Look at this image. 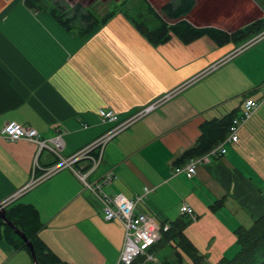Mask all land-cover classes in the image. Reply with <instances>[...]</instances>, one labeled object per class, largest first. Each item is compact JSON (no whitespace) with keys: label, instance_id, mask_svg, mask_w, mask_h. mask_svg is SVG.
<instances>
[{"label":"crops","instance_id":"crops-1","mask_svg":"<svg viewBox=\"0 0 264 264\" xmlns=\"http://www.w3.org/2000/svg\"><path fill=\"white\" fill-rule=\"evenodd\" d=\"M214 7L222 24H204ZM263 18L264 0H197L186 20L231 34ZM261 43L264 38L246 48L219 47L205 36L187 45L172 34L169 42L153 46L120 16L80 37L24 0H0V202L28 187L36 160L49 168L108 131L111 125L99 110L124 119L172 93L106 145L103 163L89 181L111 171L116 180L104 188L110 196L134 199L153 189L137 211L160 224L192 221L181 213L188 204L197 218L185 229L186 238L211 264L233 257L235 231L250 228L264 214V102L241 126L239 142L227 143L221 157H208L193 178L175 174V162L196 145L206 121L230 113L240 118L246 99H262L264 73L258 70L264 71V50L244 53ZM10 122L36 129L41 140L61 136V157L49 149L40 152L27 139L1 137ZM78 167L29 188L13 206L38 212L37 238L62 264H118L124 228L104 219L103 205L79 178ZM218 201L224 205L213 211ZM167 245L174 255L171 242L151 248L155 264H161L158 252ZM0 264L34 261L30 251L2 238Z\"/></svg>","mask_w":264,"mask_h":264},{"label":"trees","instance_id":"trees-1","mask_svg":"<svg viewBox=\"0 0 264 264\" xmlns=\"http://www.w3.org/2000/svg\"><path fill=\"white\" fill-rule=\"evenodd\" d=\"M24 2L31 9L48 13L67 32H76L80 37H86L94 33L98 28L106 25L111 18L118 14L112 11L105 19L99 20L90 10H85L81 5H76L69 12L67 11L69 8H65V5L59 2L53 5H50L49 0H24ZM196 5L197 0H173L169 4L164 5L161 11L169 19L176 21L174 25H169L162 20L152 8H149V10L151 14L155 15L156 21H148V17L143 20L141 19L143 15H140L138 19L129 18L128 20L153 46H159L169 42L173 34L187 45L202 37L208 36L217 46L223 47L230 43H246L250 38L259 35L262 31L264 32V18L232 34L216 28H196L186 20ZM157 21L158 24H156ZM235 118H237L236 113H230L221 118L206 121L201 126V136L198 142L176 160V167H182L184 163H188L192 159L207 155L215 147L223 143L229 135ZM13 205L14 203L6 209L7 220L21 230L33 243L38 264H62L57 257L47 251L45 246L37 238V234L42 226L38 212L32 206ZM223 205V201H218L212 206V210L217 211ZM191 222L186 218L170 224V229L163 234L162 240L158 245L162 246L164 243L175 242L173 246L177 250L174 254L176 258L172 259V261L167 258L161 264H184L185 257L190 259L191 264H211L198 253L196 247L184 234L185 229ZM235 235L238 246L236 254L231 258L224 257L215 264H264V214L250 228H238L235 231ZM2 238H5L15 248L24 247L30 251L25 242L0 218V240ZM153 252L152 250L151 253ZM133 264L155 263L145 262V259L140 257Z\"/></svg>","mask_w":264,"mask_h":264},{"label":"built area","instance_id":"built-area-1","mask_svg":"<svg viewBox=\"0 0 264 264\" xmlns=\"http://www.w3.org/2000/svg\"><path fill=\"white\" fill-rule=\"evenodd\" d=\"M171 96L172 93L166 95L161 100L142 109V111L136 112V116L128 120L121 119L120 114L113 110H99V115L102 117L103 121L111 125L110 129L93 143L68 158H62L60 156V152L63 148L61 136H57L51 140H41L36 129L21 125L17 122L7 123L1 131V137L12 142L27 139L37 143L40 152L44 149H49L52 153L61 157V159L58 163L49 168L42 167L36 160L32 180L28 187L0 202V212L6 210L8 206L13 204L29 188L42 183L65 168L73 169L78 165L77 173L79 178L82 180L85 187L100 199L103 205L104 219L106 221H118L124 228L125 242L118 264H133L135 260L140 257H143L145 262H156L157 259L154 254L151 253V248L162 240L163 234L170 229V225L160 224L147 213L137 211L138 205L144 202V198L152 193L153 189L145 188L144 193L134 199L127 197L123 193L110 196L104 191V188L112 185L116 180V175L113 172H108L97 182H90L89 179L102 165L106 145L120 132L126 129L132 121L153 111L159 107L163 100L169 99ZM263 102L264 87L261 100L252 98L245 100L242 116L234 119L228 137L220 146L213 149L208 155L192 159L184 167H176L175 174L183 173L189 179L193 178L197 173V168L209 161L208 157L213 156L218 158L225 155L227 152L225 145L227 143L236 144L239 142L241 126L258 111ZM50 143L54 146L52 147ZM181 213L184 216H188L192 221H195L197 218L194 209L186 203L182 205Z\"/></svg>","mask_w":264,"mask_h":264},{"label":"rangeland","instance_id":"rangeland-1","mask_svg":"<svg viewBox=\"0 0 264 264\" xmlns=\"http://www.w3.org/2000/svg\"><path fill=\"white\" fill-rule=\"evenodd\" d=\"M171 1H173V0H51V1L49 0V3H50V5H53L54 3H57V2L64 4L65 6L64 5L63 6L65 8L66 7L69 8L67 10L69 12H71V10H73V8L76 5H81L85 10H87V11L90 10L91 13H93L96 16V18L99 20L105 19V17L108 14H110V12L113 11L114 13H118V14H116L108 22H110L114 19H117V17L120 16L128 23H130V21L128 20L129 18L138 19V17L140 15H143V18H141L143 20H145V18L148 17V19H149L148 21H151V20L154 21L156 19L155 15L151 14V12L149 10V8H152L162 20H164L168 24L170 23L169 25H172V23L174 22L173 24H175L176 21L169 19L165 13L161 12L164 5L169 4ZM215 4L217 5L218 3H215ZM215 8L216 7L211 9L210 16L206 18V19H208V21L207 20L203 21L204 24L205 23H207L209 25L222 24L221 23V16H220V14H218V11ZM232 9H233V7H232ZM191 20L193 21L194 24H197V21H195L194 19H191ZM152 23L154 24V22H152ZM156 24H158V21L156 22ZM209 28H214V27H209ZM263 38H264V32L262 31L261 33H259V35H256V36L250 38L248 42H246V43L240 42L239 44H243L242 48H246L249 45H252V43H254V42L257 43V42L261 41ZM262 50H264V43H261L257 46L254 45V47L252 46V48H250L249 50L248 49L245 50L244 53H248L247 55H248V57H250L254 53L255 54L260 53ZM258 71H259V75H262V73H264V71L261 70L260 68ZM258 82H259V84H261L263 81L259 80ZM152 104H150V105H152ZM150 105H148V106H150ZM148 106H146V107H148ZM140 111H142V109ZM140 111H138V112H140ZM136 114L137 113H132L130 116L125 117L123 120L132 119L136 116ZM173 243H175V242H173ZM197 251L200 254L198 249H197ZM200 255L204 256L203 254H200ZM167 258H173V259L176 258V256L173 255V248L170 245L165 246L164 248H162L158 252V259L161 260L162 262L164 260H166ZM148 263H151V262H148ZM157 264H160V263L158 262ZM184 264H191V261L188 258H186V261Z\"/></svg>","mask_w":264,"mask_h":264},{"label":"water","instance_id":"water-1","mask_svg":"<svg viewBox=\"0 0 264 264\" xmlns=\"http://www.w3.org/2000/svg\"><path fill=\"white\" fill-rule=\"evenodd\" d=\"M0 218L3 219L7 223V225H9L14 230L15 234H17L25 242V244L27 245V247L29 248V250L31 252L34 264H38L37 256H36V253L34 250L33 243L27 238V236L21 230L16 228L13 223H11L7 220L6 210H3L0 212Z\"/></svg>","mask_w":264,"mask_h":264}]
</instances>
